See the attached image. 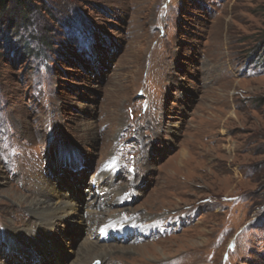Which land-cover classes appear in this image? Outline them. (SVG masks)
Returning a JSON list of instances; mask_svg holds the SVG:
<instances>
[{"label":"rangeland","instance_id":"374dc122","mask_svg":"<svg viewBox=\"0 0 264 264\" xmlns=\"http://www.w3.org/2000/svg\"><path fill=\"white\" fill-rule=\"evenodd\" d=\"M35 3L0 19V264L74 258L82 224L50 260L1 236L48 189L116 221L92 264H264V0Z\"/></svg>","mask_w":264,"mask_h":264},{"label":"bare ground","instance_id":"6f19581e","mask_svg":"<svg viewBox=\"0 0 264 264\" xmlns=\"http://www.w3.org/2000/svg\"><path fill=\"white\" fill-rule=\"evenodd\" d=\"M53 184L55 185V183ZM97 190L102 192L100 188ZM7 197L11 199L12 203L18 206L17 208L23 207L32 218L30 221H23L20 230H16L10 226L4 228L1 236L7 244L13 245L16 242L11 238H16L15 240L24 244V247H28L31 252L37 251L40 255L44 254L50 260L55 256L52 251L51 241L49 239H41L40 237L52 233L57 239L60 235L61 228L68 229L72 226V229L77 231L74 227L82 224L84 225L87 237L82 241L79 250L74 252L75 256L69 264H92L94 261L101 263L104 257L109 254H123L126 251V249L116 246H108L105 248L97 240H91L96 234L101 233L104 236L109 230L117 228L116 221L101 222L97 217L90 216L96 213L98 198L89 196V202H85L84 211L80 214V207L76 204L77 201L68 198L64 192H56L48 189L45 193L32 198L12 192ZM102 198L98 200L99 204H108L109 199L107 196L102 195ZM111 218H113V214ZM119 233L121 236H128L127 230L121 229ZM57 247L61 251L62 247L58 245V241Z\"/></svg>","mask_w":264,"mask_h":264},{"label":"trees","instance_id":"16d2710c","mask_svg":"<svg viewBox=\"0 0 264 264\" xmlns=\"http://www.w3.org/2000/svg\"><path fill=\"white\" fill-rule=\"evenodd\" d=\"M35 2L36 0H0V19L4 18L7 20V27H10L12 24L15 26L14 22L16 19L20 20L23 27L28 26L30 24L29 16L36 7ZM22 45V52L24 55L29 56L35 54V51L30 50L26 41L23 42ZM46 45H48V43ZM256 65L263 68L264 57H259L256 60Z\"/></svg>","mask_w":264,"mask_h":264}]
</instances>
